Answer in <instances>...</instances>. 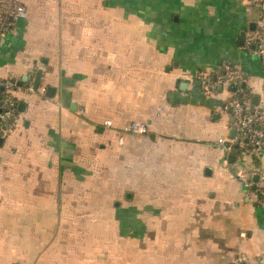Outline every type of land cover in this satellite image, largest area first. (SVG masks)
Returning a JSON list of instances; mask_svg holds the SVG:
<instances>
[{
	"label": "crops",
	"instance_id": "obj_1",
	"mask_svg": "<svg viewBox=\"0 0 264 264\" xmlns=\"http://www.w3.org/2000/svg\"><path fill=\"white\" fill-rule=\"evenodd\" d=\"M25 8L0 51V78L41 77L34 93H16L24 108L0 145V246L12 245L0 258L264 262V208L233 177L255 168L252 182L264 179V149L238 161L216 144L234 135L228 100L264 109V65L246 41L258 12L244 0H25ZM223 63L247 75L245 88L207 98L197 75L214 77ZM130 121L147 133L119 145Z\"/></svg>",
	"mask_w": 264,
	"mask_h": 264
},
{
	"label": "built area",
	"instance_id": "obj_2",
	"mask_svg": "<svg viewBox=\"0 0 264 264\" xmlns=\"http://www.w3.org/2000/svg\"><path fill=\"white\" fill-rule=\"evenodd\" d=\"M246 5L259 14L257 29L247 37V44L252 45V52L264 65V0H244ZM25 0H0V51L5 45L8 36L14 32V23L25 19ZM201 91L205 97L217 94L218 88L239 85L247 81V75L238 67L223 63L217 75L212 77L209 73L197 75ZM23 95L34 93L32 79H26L23 86H18L17 81L9 78H0V138L12 131L19 122L20 113L18 105L21 103L16 93ZM230 110L231 130L234 135L231 139L218 138L216 144L224 155H229L233 150L237 160L247 158L255 159L264 149V109L253 107L248 102L233 97L226 102ZM106 127L111 126L110 121H105ZM147 133V127L139 121H130L118 132V144L123 143L126 135L140 137ZM235 169V168H234ZM257 175L256 169L249 171L235 170L233 177L247 190L254 189L256 202L264 208V179L260 178L253 183L252 178ZM233 264H251L241 257H236ZM252 264H264L257 258Z\"/></svg>",
	"mask_w": 264,
	"mask_h": 264
},
{
	"label": "water",
	"instance_id": "obj_3",
	"mask_svg": "<svg viewBox=\"0 0 264 264\" xmlns=\"http://www.w3.org/2000/svg\"><path fill=\"white\" fill-rule=\"evenodd\" d=\"M40 77H41V70H37L36 73H35L34 79H33V89L34 90L37 89V86H38L39 81H40ZM26 79H27L26 76L23 77L20 81L17 82V85L20 86L24 81H26ZM234 88H235V86L234 85H231V89H234ZM240 88H242V89L245 88V84L244 83H241L240 84ZM50 91H51V89H48L47 90V92H48L47 95L50 93ZM252 99H253L252 100L253 103H255L256 102V97H253ZM23 108H24V105L22 103H20L18 105V111L19 112L23 111ZM233 134H234L233 131H231L230 136L232 137ZM1 144H2V138H0V145ZM232 158L233 157H230L231 160H232ZM254 180H256V177H254Z\"/></svg>",
	"mask_w": 264,
	"mask_h": 264
},
{
	"label": "rangeland",
	"instance_id": "obj_4",
	"mask_svg": "<svg viewBox=\"0 0 264 264\" xmlns=\"http://www.w3.org/2000/svg\"><path fill=\"white\" fill-rule=\"evenodd\" d=\"M261 103H262V102H260V104H261ZM260 104H259V105H260ZM15 129H17V128H15ZM15 129H14V130H15ZM14 130H13V131H14ZM13 131H12V132H13ZM10 228H11L10 226H4V227H3V229L6 230V233H9V232H10V231H9ZM25 228H26V227H17V231H18L19 233H21V230H24ZM21 244H25V243H19V245H21ZM11 246H12V245H11L10 242H3L2 246H0V247H1V250H6L7 247L10 248ZM14 260H15V259H14ZM17 260H19V263H20V264H21L22 261H23V259H21V258H20V259H17ZM7 261H9V260H7V259H3V258H0V263H4V264H5ZM6 264H10V263L8 262V263H6ZM22 264H24V263H22Z\"/></svg>",
	"mask_w": 264,
	"mask_h": 264
}]
</instances>
